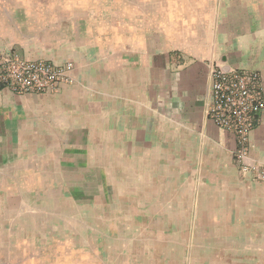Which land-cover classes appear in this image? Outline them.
I'll list each match as a JSON object with an SVG mask.
<instances>
[{
	"label": "crops",
	"instance_id": "crops-1",
	"mask_svg": "<svg viewBox=\"0 0 264 264\" xmlns=\"http://www.w3.org/2000/svg\"><path fill=\"white\" fill-rule=\"evenodd\" d=\"M75 1L53 10L31 8L35 0H0L1 53L74 67L71 83L46 94L19 95L0 85V264H109L99 263L91 247L78 248L81 237L69 234L75 243L68 247L75 249L37 244L61 238L63 229L50 225L58 217L81 216L84 201L66 194L83 188L67 178L88 168L85 160L95 177L103 161L108 176L121 159L131 163L130 171L135 161L159 163L157 171L133 174L141 183L124 186V201L108 200L116 213L124 210L110 215L114 223L133 227L112 235L116 258L109 256L110 264H205L214 253L243 256L241 231L227 239L183 234L179 209L193 215L183 225H205L217 215L216 202L192 195L214 192L213 178L262 186L240 171L234 137L216 127L206 109L215 66L257 72L264 96V0ZM153 137L155 152L149 150ZM249 144V159L264 165V109ZM93 194L86 205L92 203L97 223L100 201ZM137 207L145 216L134 215Z\"/></svg>",
	"mask_w": 264,
	"mask_h": 264
},
{
	"label": "rangeland",
	"instance_id": "rangeland-1",
	"mask_svg": "<svg viewBox=\"0 0 264 264\" xmlns=\"http://www.w3.org/2000/svg\"><path fill=\"white\" fill-rule=\"evenodd\" d=\"M74 2H77L75 0H35V2H31V8H52L53 10H58L60 8L69 9L73 7ZM89 8V7H85ZM99 30H104L103 32L104 37H107V30L106 25L105 27H102L100 25ZM119 35V34H118ZM101 38L100 41L102 42V34L100 32ZM152 117V118H151ZM149 121L153 123H157V119L153 115H149ZM155 137L152 138V144L149 146V150H153L156 146V142L154 143ZM124 145H115L113 146L116 149H122ZM125 147V146H124ZM135 156V155H134ZM122 162L115 164V168L110 171L111 175L114 176H108V164L107 161L99 162L101 165L104 166L102 170H100L99 175L96 177L93 176L92 171V162L85 160L84 167L79 171H71L72 175H69V178H67L71 182H77L80 183V187L83 188V192L81 193L80 190L78 192L70 193L72 190H68V194L66 196L69 199L78 198V200H83L85 208L82 207V211L80 212L81 216L78 218H64L62 216L58 217L57 222L55 225H50L53 227H61L63 230L59 233H61V238L57 239L56 241L49 240L47 243L45 241H38L37 244L45 245L46 247H51L54 249H75L76 246H69L68 244L75 243L73 242L70 237V235L74 236L75 239H79L81 237V240L79 242L83 243L84 250L90 249V247L96 251L99 252L101 259L100 261H104L106 263H111L109 256L114 257L115 256V249L111 247L112 242V235H115V232H118L120 234H124L128 231H133V227L131 228L130 225L125 223H114L115 220L112 216H119L120 213L123 215L122 209H117V213L115 212L116 209L115 206L107 207L108 206V200L113 201V203H119L120 201H124L125 197L122 194L124 186H131L133 183L131 181H134L135 186L140 185V180L138 177L133 178V174H139V171L143 169L149 170L151 167H153V172L157 171V167L159 165L158 162H153L151 164H145L143 165L141 162L135 161L134 166L136 169L132 168V171H130L131 166L128 161L121 159ZM124 163H128V169L123 168ZM196 163V162H195ZM142 164V165H141ZM202 165V164H200ZM82 166V165H81ZM137 170V171H136ZM81 171V172H80ZM136 171V172H134ZM96 172V171H95ZM94 172V173H95ZM222 172V171H221ZM224 174V172H223ZM76 175H81L82 177H77ZM154 176V173L153 175ZM135 179V180H134ZM187 178L181 177V182H184ZM192 179H195L194 176H192ZM213 183L216 182V185L214 186V189H216L214 192H202L203 194L200 196L198 193H193L192 196H196V198H200L202 200H212L215 201L217 209V215L213 217H207L205 225H201V222L197 224H189L185 223L184 225L182 222H188L189 218L191 219L192 216L188 214V210L184 211L180 208V215L179 220L181 223V233L183 234H191L197 233V232H211L212 234H215V236L220 235L221 238L227 239L230 236H233L235 232V236L239 237V232L241 231L243 234V256H239L237 254H231L227 255L225 257L220 256L219 253L212 254L209 258H206L204 260L205 264H264V186H256L258 188L256 189H250L246 187L249 183L240 181V186L235 187L236 182L234 177L232 178H225L224 176L218 175L217 178H213ZM233 181V182H232ZM77 185V184H76ZM226 185L233 186L230 187V190L227 192H217L219 189L226 188ZM244 187H241L243 186ZM250 185V184H249ZM252 185V184H251ZM128 186V187H129ZM253 186V185H252ZM255 187V185H254ZM236 188V190H235ZM97 190V191H96ZM234 190L236 192H234ZM226 191V190H225ZM92 192L95 195V198L97 201H100L99 204V221L97 223L94 222V214L92 212V203L89 205H86L87 200H93L92 199ZM81 197H84L81 199ZM95 200V199H94ZM180 201H184L182 198V195H180ZM115 203V204H116ZM205 204V202H204ZM140 208V209H139ZM137 210L135 212V216L143 217L145 216L143 213V208L137 207L133 210ZM186 209V208H185ZM79 209H77L78 211ZM202 214L203 212H207V208L200 209ZM167 214V210L164 209V216ZM155 215V214H152ZM202 218V217H201ZM76 221L78 223H76ZM66 222L68 225H66ZM64 224V225H61ZM213 223V224H212ZM165 231L170 230V225H164L162 226ZM130 228V229H129ZM140 226L139 224L135 225V231L139 230ZM205 230H203V229ZM129 229V230H128ZM232 229V230H231ZM134 231V232H135ZM150 231V230H148ZM154 231V230H153ZM220 232V233H219ZM70 234V235H69ZM199 234V233H198ZM194 235V234H193ZM189 236V235H187ZM191 236V235H190ZM93 240V241H92ZM241 242V240H240ZM8 246V243L5 244V246ZM93 245V246H92ZM99 245V247H98ZM90 252L87 257H90ZM87 257L85 260H87ZM57 258V257H56ZM116 258V257H114ZM53 259V258H52ZM96 259V257H94ZM113 259V258H112ZM187 259V258H185ZM183 260V264H186V260ZM188 261V260H187ZM195 262V259L193 260ZM112 262L115 263V260H112ZM196 264H203L201 262ZM190 264V263H189Z\"/></svg>",
	"mask_w": 264,
	"mask_h": 264
},
{
	"label": "built area",
	"instance_id": "built-area-1",
	"mask_svg": "<svg viewBox=\"0 0 264 264\" xmlns=\"http://www.w3.org/2000/svg\"><path fill=\"white\" fill-rule=\"evenodd\" d=\"M72 62L54 64L46 60H29L16 53L0 52V85L15 94H46L73 81ZM257 72L239 68L211 71L210 102L206 109L213 124L234 137V158L240 171L264 186V165L250 157V134L259 113L264 109V96Z\"/></svg>",
	"mask_w": 264,
	"mask_h": 264
}]
</instances>
